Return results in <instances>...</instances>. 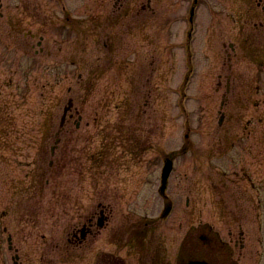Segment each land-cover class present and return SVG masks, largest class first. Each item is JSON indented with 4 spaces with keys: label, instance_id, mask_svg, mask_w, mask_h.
<instances>
[{
    "label": "rangeland",
    "instance_id": "374dc122",
    "mask_svg": "<svg viewBox=\"0 0 264 264\" xmlns=\"http://www.w3.org/2000/svg\"><path fill=\"white\" fill-rule=\"evenodd\" d=\"M195 1L0 0V264H13L9 235L23 264H95L115 232L158 241L171 227L182 246L225 237L210 184L221 202L223 133L258 121L240 119L244 107L264 112V0ZM69 98L73 117L57 135ZM169 157L171 225L159 193ZM100 204L109 227L67 243Z\"/></svg>",
    "mask_w": 264,
    "mask_h": 264
},
{
    "label": "flooded vegetation",
    "instance_id": "af4514ba",
    "mask_svg": "<svg viewBox=\"0 0 264 264\" xmlns=\"http://www.w3.org/2000/svg\"><path fill=\"white\" fill-rule=\"evenodd\" d=\"M254 81L255 87L258 88V81ZM258 114L259 116L255 113V116L259 117L258 121L248 120L246 126L223 133L224 141H226L222 144L224 145L222 149L224 163L221 165L223 185L222 193L217 192V196L222 195L221 202L216 197L215 188L218 186L213 184H210L213 196L209 198H211V211L216 213L223 211L225 216L224 238L214 243L213 238L201 235L200 238H195L197 242L191 239L186 243L187 240H185L182 246L177 244L178 239L169 229L158 230V236H164L167 231L168 235H171H165L163 240L158 241L134 238V236L118 238L115 232L109 235L107 239H110L105 244L102 245L103 240H100L98 252L106 244L108 248L102 261L98 262L101 254L93 255L97 258L95 264H190L192 261L206 264H254L263 262L264 254L260 246L264 243L261 240V231L263 232L264 229V112ZM208 146L205 150L211 153L212 144ZM66 158H69V154ZM169 158L175 160L172 157ZM212 159L214 161V158ZM212 170L217 171L215 167ZM212 170L209 178L211 177L213 182L215 177L220 178V175ZM171 179L172 175L164 189L163 181L161 186V192L167 200L166 210L170 212L165 218L174 212L175 206L179 205L169 200L166 195L167 190L172 188ZM180 182L187 181L181 179ZM181 187H187V185ZM186 204L189 205L188 200ZM98 207V211L86 216V221L69 233L67 239L69 244L83 245L91 239L89 237L95 239L102 229L109 227L111 216L107 208L103 204ZM230 215L232 216L229 217ZM233 222H237V225H233ZM208 225L212 229V226Z\"/></svg>",
    "mask_w": 264,
    "mask_h": 264
},
{
    "label": "water",
    "instance_id": "95a60500",
    "mask_svg": "<svg viewBox=\"0 0 264 264\" xmlns=\"http://www.w3.org/2000/svg\"><path fill=\"white\" fill-rule=\"evenodd\" d=\"M71 105H72V102L70 101L69 106H71ZM69 108H70V107H67V108L65 109V113H67V111H68Z\"/></svg>",
    "mask_w": 264,
    "mask_h": 264
}]
</instances>
